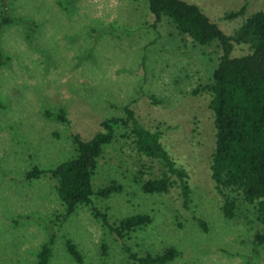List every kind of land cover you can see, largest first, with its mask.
<instances>
[{
    "label": "rangeland",
    "instance_id": "rangeland-1",
    "mask_svg": "<svg viewBox=\"0 0 264 264\" xmlns=\"http://www.w3.org/2000/svg\"><path fill=\"white\" fill-rule=\"evenodd\" d=\"M183 1L197 5L226 34L263 7V0ZM0 3L10 19L0 24V264H34L50 235L47 264H136L124 246L138 256L174 247L177 255L164 264H264V247L250 243L259 227L254 204L231 192L234 216L224 218L209 176L210 96L192 91L211 81L220 55L216 41L198 44L164 16L154 23L145 0ZM241 5V15L222 18ZM247 52L246 45H234L230 55ZM125 105L142 127L160 131L161 145L186 172L189 201L182 205L175 183L165 193L141 191V182L159 175L162 166L137 153L128 129L115 126L91 187L114 182L120 189L107 198L92 196L91 205L112 223L136 213L151 219L120 239L91 215L90 204H78L64 217L56 180L25 174L73 157L71 135L90 139L101 131L100 121L122 117ZM59 108L65 121L44 114ZM65 239L81 262L69 256Z\"/></svg>",
    "mask_w": 264,
    "mask_h": 264
},
{
    "label": "trees",
    "instance_id": "trees-1",
    "mask_svg": "<svg viewBox=\"0 0 264 264\" xmlns=\"http://www.w3.org/2000/svg\"><path fill=\"white\" fill-rule=\"evenodd\" d=\"M154 23L166 17L179 34L188 36L198 44L216 41L220 55L211 73V81L192 92L205 90L209 93L208 108L213 116L214 141L209 160V176L215 191L221 197L220 211L224 218L234 216L235 199L231 192L239 194L248 204H254L255 219L259 225L251 236L253 249L264 247V0L263 7L250 14L230 34L223 33L215 23L192 3L183 0H145ZM4 4L0 3V24L9 22L4 14ZM244 5L222 15L223 19H233L241 15ZM234 45H246L248 52L231 56ZM122 117H110L100 121L101 131L88 140H81L77 134L71 135L75 155L53 168L32 167L25 174L27 179L47 173L56 180L55 192L64 205V217L74 212L78 204H90L91 215L117 237L125 238L129 233L147 226L151 219L144 213L125 216L116 222H108L104 213L91 205V197L107 198L119 191L114 182L93 190L91 177L97 167V160L104 145L114 136L113 128L123 126L128 129L135 151L145 157L160 162L159 175L147 178L140 184L143 193H165L174 183L178 185L182 205L189 201V187L186 172L175 166L161 145L160 131L142 127L127 105L122 107ZM65 121L64 111L44 112ZM202 229L205 223L197 220ZM52 236L40 246L34 264H47L51 255ZM69 256L81 262V255L68 240L64 241ZM105 244L101 245L102 253ZM127 257L136 264H164L171 261L177 250L164 248L160 253L138 256L127 246L123 247Z\"/></svg>",
    "mask_w": 264,
    "mask_h": 264
}]
</instances>
